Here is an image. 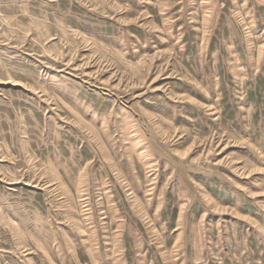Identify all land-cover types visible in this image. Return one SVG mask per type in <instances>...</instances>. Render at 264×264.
Instances as JSON below:
<instances>
[{
    "label": "rangeland",
    "instance_id": "1",
    "mask_svg": "<svg viewBox=\"0 0 264 264\" xmlns=\"http://www.w3.org/2000/svg\"><path fill=\"white\" fill-rule=\"evenodd\" d=\"M0 264H264V0H0Z\"/></svg>",
    "mask_w": 264,
    "mask_h": 264
},
{
    "label": "bare ground",
    "instance_id": "2",
    "mask_svg": "<svg viewBox=\"0 0 264 264\" xmlns=\"http://www.w3.org/2000/svg\"><path fill=\"white\" fill-rule=\"evenodd\" d=\"M84 150V149H83ZM115 164V163H114ZM80 166V165H79Z\"/></svg>",
    "mask_w": 264,
    "mask_h": 264
}]
</instances>
